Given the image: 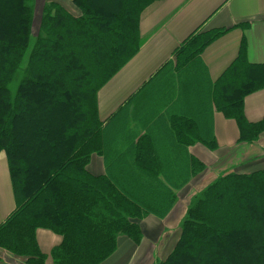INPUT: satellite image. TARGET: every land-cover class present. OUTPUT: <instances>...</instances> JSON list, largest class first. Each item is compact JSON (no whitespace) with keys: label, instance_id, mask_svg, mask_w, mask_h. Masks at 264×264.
I'll return each instance as SVG.
<instances>
[{"label":"trees","instance_id":"trees-1","mask_svg":"<svg viewBox=\"0 0 264 264\" xmlns=\"http://www.w3.org/2000/svg\"><path fill=\"white\" fill-rule=\"evenodd\" d=\"M155 1L73 0L79 15L45 1L33 39L34 0H0V152L7 155L16 202L0 224V247L26 264H46L40 228L62 237L50 250L54 264H101L122 237L140 245L141 221L165 217L176 190L205 168L194 156L187 163L170 134L158 135V152L145 135L135 146L132 135L119 134L124 117L113 128L99 117L98 92L139 51L140 17ZM227 30L194 31L175 50L177 67L188 66ZM244 42L213 96L218 109L237 121L239 141L252 143L264 132V117L247 120L243 103L264 87V64L246 60ZM17 73L22 77L13 95ZM172 89L171 82L153 86L167 97ZM148 109L143 100L145 124ZM204 112L198 114L207 129ZM177 124L173 130L183 139L177 145L216 146L214 136L199 129L192 134L199 128L192 120ZM118 138L128 152L114 148ZM95 153L109 155L104 173L88 168ZM157 264H264V168L220 174L193 196L177 242Z\"/></svg>","mask_w":264,"mask_h":264},{"label":"crops","instance_id":"crops-1","mask_svg":"<svg viewBox=\"0 0 264 264\" xmlns=\"http://www.w3.org/2000/svg\"><path fill=\"white\" fill-rule=\"evenodd\" d=\"M45 1H56L61 5L63 2L72 10L74 6L77 8L73 0L72 6L66 0ZM67 10L73 15L80 14L79 9ZM216 28L228 30L210 42L188 66L177 67L174 54L183 41L196 30ZM139 29L143 41L139 51L98 92L99 117L105 127L110 125L111 128L118 118L124 117V133L119 131V134L132 135L135 146L145 135L146 143L149 146L155 144L158 152L161 151L158 135L170 134L174 144L185 152L187 163L194 156L205 168L198 175H191L187 184L176 190V201L164 219L150 215L141 221L144 237L140 245L122 237L115 253L101 264L141 263L147 260L142 259L144 246L152 247V256H161L164 241L171 247L177 242L180 218L185 215L193 196L220 174L231 171L248 173L264 168V132L252 143L240 142L237 121L218 109L213 96L216 81L239 57L244 39L246 60L252 64H264V0H157L141 14ZM163 81L172 83L173 94L169 97L155 94L153 90V86H160ZM151 89L153 92L149 93ZM143 100L148 103L145 122L149 124L143 123L142 116H139ZM243 110L251 122L264 117V87L245 96ZM203 111L207 129L203 128L205 119L198 114ZM181 119L198 124L199 128L192 134L197 135L199 129L208 138L214 136L216 146L212 148L203 141L189 143V140L183 141L186 143L182 144L183 147L179 146L178 133L173 129ZM121 140L115 142L114 148L128 152V144ZM0 155H4L0 156L1 224L13 212L16 202L7 155ZM108 156L93 154L89 170L93 174L104 173ZM180 207L182 211L175 221L177 227L172 230L177 229V234L174 237L173 233L172 239L167 230L173 225V213ZM37 239L43 252L48 254L46 264H54L49 256L50 250L61 242L62 237L51 229L40 228ZM0 257V264H26L22 257L11 256L1 247Z\"/></svg>","mask_w":264,"mask_h":264},{"label":"rangeland","instance_id":"rangeland-1","mask_svg":"<svg viewBox=\"0 0 264 264\" xmlns=\"http://www.w3.org/2000/svg\"><path fill=\"white\" fill-rule=\"evenodd\" d=\"M66 1H68V2H70L71 3V6H72V0H66ZM44 2H45V0H34V2H33V7H34V22H33V39H34V36H35V31H36V29L38 28V25H39V22H40V17H41V10H42V7H43V4H44ZM62 3V5H64L67 9H69L70 11H78V9L74 6L73 8V10L72 9H70V8H68V6L65 4V3H63V2H61ZM74 5V4H73ZM73 13H76V12H73ZM21 77H22V74H20V73H17L16 74V76H15V78H14V80L10 83V89L12 90V94L14 95L15 93H16V90H17V87H18V84H19V82H20V80H21ZM191 98H192V96H191ZM0 154H5L3 151H1V153ZM0 156H4V155H0ZM126 161H128L129 162V159L128 158H126ZM125 177V176H124ZM141 180H143V179H141ZM145 181V180H144ZM191 201V200H190ZM182 203L184 202L185 203V200H182L181 201ZM189 202V201H188ZM188 205V204H187ZM181 207L180 208H178L174 213H173V216H172V218H173V220H174V222H173V225L172 226H170L169 227V229L167 230V235H169L170 237H172V239H173V236L175 237V234H177V232H176V230H174V232H172V230L173 229H175L177 226H176V224H175V221L177 220V218L179 217V215H180V213H181ZM186 214V213H185ZM184 216L185 215H182L181 216V218H180V222H179V224H178V227H180V228H178V238H179V235H180V232H181V223H182V220H183V218H184ZM166 217V216H165ZM165 217H163L162 219H164ZM173 233H174V235H173ZM173 235V236H172ZM164 243V244H163ZM162 244H161V246H163L162 248H161V252H160V254H161V256H158L157 254H155V255H151V253L153 252V249H152V247H148V246H144L143 247V257H142V259H147V260H145V261H143V262H141V263H139V262H136V261H133V262H130L129 264H157L158 262H160V261H162L163 259H165L166 257H167V255L170 253V251H172V249H173V247H174V245H175V243L176 242H174V244H172V247H171V244H170V246H167V243H166V241H164ZM146 251H148L147 252V254H146ZM7 252V251H6ZM8 254H10L11 256H14V255H12L11 253H9V252H7ZM18 257V256H17ZM0 260H2V258L0 257ZM52 262H53V260H52ZM104 264H106V263H104Z\"/></svg>","mask_w":264,"mask_h":264}]
</instances>
